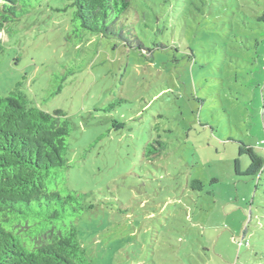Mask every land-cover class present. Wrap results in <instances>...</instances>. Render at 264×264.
I'll return each instance as SVG.
<instances>
[{
    "label": "rangeland",
    "instance_id": "1",
    "mask_svg": "<svg viewBox=\"0 0 264 264\" xmlns=\"http://www.w3.org/2000/svg\"><path fill=\"white\" fill-rule=\"evenodd\" d=\"M131 2L118 31L152 57L83 30L65 0H21L0 96L72 123L48 186L86 196L93 264H264V171L235 169L240 142L264 159V0Z\"/></svg>",
    "mask_w": 264,
    "mask_h": 264
},
{
    "label": "trees",
    "instance_id": "2",
    "mask_svg": "<svg viewBox=\"0 0 264 264\" xmlns=\"http://www.w3.org/2000/svg\"><path fill=\"white\" fill-rule=\"evenodd\" d=\"M20 1L0 0V33L18 16ZM65 1L75 8L74 19L83 30L126 41L118 25L130 12L131 0ZM126 42L152 57L140 40ZM71 131L61 109L45 111L20 91L0 96V264H93L75 224L86 196L48 186L51 174L67 166ZM239 154L248 155L250 164L243 172L237 158L238 175L263 173L264 159L254 147L240 142ZM202 186L199 180L191 183L193 189Z\"/></svg>",
    "mask_w": 264,
    "mask_h": 264
}]
</instances>
